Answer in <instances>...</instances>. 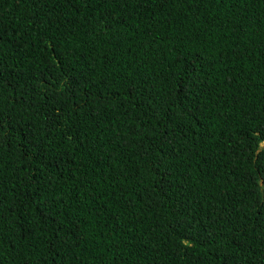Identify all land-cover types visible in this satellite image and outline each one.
<instances>
[{
	"label": "trees",
	"instance_id": "16d2710c",
	"mask_svg": "<svg viewBox=\"0 0 264 264\" xmlns=\"http://www.w3.org/2000/svg\"><path fill=\"white\" fill-rule=\"evenodd\" d=\"M53 261L264 264V0H0V264Z\"/></svg>",
	"mask_w": 264,
	"mask_h": 264
},
{
	"label": "snow or ice",
	"instance_id": "6c2138e0",
	"mask_svg": "<svg viewBox=\"0 0 264 264\" xmlns=\"http://www.w3.org/2000/svg\"><path fill=\"white\" fill-rule=\"evenodd\" d=\"M63 241L61 239L53 238L52 247L56 249L55 255H59V250L61 249ZM53 264H55V261H53ZM225 264H227V261H225Z\"/></svg>",
	"mask_w": 264,
	"mask_h": 264
},
{
	"label": "clouds",
	"instance_id": "9594fccd",
	"mask_svg": "<svg viewBox=\"0 0 264 264\" xmlns=\"http://www.w3.org/2000/svg\"><path fill=\"white\" fill-rule=\"evenodd\" d=\"M112 129H114L115 131H122L123 129V126L121 123L115 125V126H112ZM123 134V132H121ZM125 139V138H124Z\"/></svg>",
	"mask_w": 264,
	"mask_h": 264
}]
</instances>
